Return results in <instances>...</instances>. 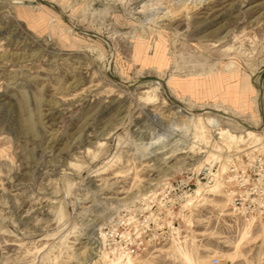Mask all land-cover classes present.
Listing matches in <instances>:
<instances>
[{
	"label": "rangeland",
	"instance_id": "obj_1",
	"mask_svg": "<svg viewBox=\"0 0 264 264\" xmlns=\"http://www.w3.org/2000/svg\"><path fill=\"white\" fill-rule=\"evenodd\" d=\"M258 165L264 0H0V264H264Z\"/></svg>",
	"mask_w": 264,
	"mask_h": 264
},
{
	"label": "built area",
	"instance_id": "obj_2",
	"mask_svg": "<svg viewBox=\"0 0 264 264\" xmlns=\"http://www.w3.org/2000/svg\"><path fill=\"white\" fill-rule=\"evenodd\" d=\"M255 168L254 175L258 177V181L262 182L264 180V166L258 165ZM238 167H233L230 171L229 182L232 184L231 191L229 192V197L231 199V204L233 210L238 214H243L248 217L262 218L264 216V186L259 188L255 186L254 191L250 188L248 189L247 184L251 178L250 175H245ZM210 169L204 167L198 173V179L192 183V179H182L176 182V187L173 186V192L178 190L176 197L174 199H169L168 194L161 196L160 205L164 207L167 206L168 211H172L177 207H182L183 203L190 200L195 194L194 188L200 184V179L208 178ZM255 197V202L251 200ZM148 220L144 223L146 224ZM143 223L142 226H145ZM141 229L137 231V238H133L130 233L118 234L115 233L113 236L114 248L117 249L121 254L129 255H139L144 250V241L141 239ZM218 259H213V264H218Z\"/></svg>",
	"mask_w": 264,
	"mask_h": 264
},
{
	"label": "bare ground",
	"instance_id": "obj_3",
	"mask_svg": "<svg viewBox=\"0 0 264 264\" xmlns=\"http://www.w3.org/2000/svg\"><path fill=\"white\" fill-rule=\"evenodd\" d=\"M162 89H163V91L165 92V97H166V99L169 101V102H171V97H170V95L168 94V92H167V88H166V86L164 85V87L162 86ZM175 101V100H174ZM176 102V101H175ZM173 103V102H172ZM176 109L177 110H179L182 114H186L187 116H188V119L189 118H191V116L192 115H194L192 112V110L190 111L189 109H186V108H184L182 105H180L179 103H178V105H176ZM195 113V112H194ZM201 112H199V113H197V114H195V115H198V114H200ZM233 121H235L237 124H239V125H241V126H243V127H245L247 130H249V131H251L250 133L251 134H253L254 132H256L257 130L256 129H253V128H251V127H249V126H246L245 124H243V123H241V122H238L237 120H233ZM211 125L213 126V127H215V126H217L218 124H217V119H212L211 120ZM260 128V127H259ZM253 131V132H252ZM257 135V134H256ZM245 234V233H244ZM184 258H185V256H184ZM129 259V258H128ZM128 262V261H127ZM117 264H118V262H117ZM129 264V263H128Z\"/></svg>",
	"mask_w": 264,
	"mask_h": 264
},
{
	"label": "water",
	"instance_id": "obj_4",
	"mask_svg": "<svg viewBox=\"0 0 264 264\" xmlns=\"http://www.w3.org/2000/svg\"><path fill=\"white\" fill-rule=\"evenodd\" d=\"M164 87V85H162ZM171 102H173L174 104L178 105L177 102H175L172 98H171Z\"/></svg>",
	"mask_w": 264,
	"mask_h": 264
}]
</instances>
